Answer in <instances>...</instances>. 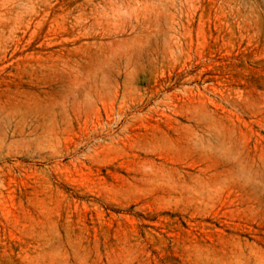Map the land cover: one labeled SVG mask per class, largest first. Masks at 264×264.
I'll return each mask as SVG.
<instances>
[{"label":"rangeland","instance_id":"1","mask_svg":"<svg viewBox=\"0 0 264 264\" xmlns=\"http://www.w3.org/2000/svg\"><path fill=\"white\" fill-rule=\"evenodd\" d=\"M0 264H264V0H0Z\"/></svg>","mask_w":264,"mask_h":264}]
</instances>
